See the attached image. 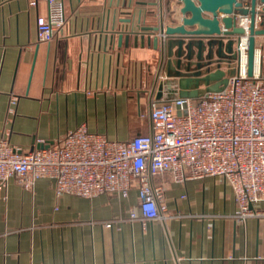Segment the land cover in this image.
Here are the masks:
<instances>
[{"label": "crops", "instance_id": "1", "mask_svg": "<svg viewBox=\"0 0 264 264\" xmlns=\"http://www.w3.org/2000/svg\"><path fill=\"white\" fill-rule=\"evenodd\" d=\"M62 1L59 36L39 42L37 18L47 1L0 0V137L27 152L82 124L109 140L149 134L159 53L132 38L119 47L111 36L131 14L141 15V26L155 25L175 1ZM255 47L264 73L263 36ZM175 98L170 84L161 99ZM155 182L166 188V212L152 221L142 217L135 189L125 197L56 198L50 179L30 190L8 180L0 188V264H264V220L238 223L223 179L162 175Z\"/></svg>", "mask_w": 264, "mask_h": 264}, {"label": "built area", "instance_id": "2", "mask_svg": "<svg viewBox=\"0 0 264 264\" xmlns=\"http://www.w3.org/2000/svg\"><path fill=\"white\" fill-rule=\"evenodd\" d=\"M46 1V15L37 18L39 42L57 38L65 25L63 1ZM242 2L247 5L249 0ZM173 10L178 23V7L173 5ZM248 24V17L239 18L245 34L237 48L236 73L228 77L227 85L195 99L153 101L147 135L109 140L82 124L52 146L27 152L0 137V188L14 179L30 190L36 180L47 178L54 183L56 198L85 199L103 194L125 197L135 189L142 217L153 221L166 212V188L156 178L168 175L175 182H185L213 177L231 188L238 223L264 220V73L256 48L254 72L247 76ZM14 103L12 97L10 104ZM184 105L186 113L179 116L178 109L182 111Z\"/></svg>", "mask_w": 264, "mask_h": 264}, {"label": "water", "instance_id": "3", "mask_svg": "<svg viewBox=\"0 0 264 264\" xmlns=\"http://www.w3.org/2000/svg\"><path fill=\"white\" fill-rule=\"evenodd\" d=\"M174 1L180 15L178 23L172 6L166 16L161 10L153 26H141V15L135 18L131 14L122 22L126 27L113 29L111 36L119 47L123 41L127 47L132 38L135 47L138 43L143 47L146 42L147 47L158 51L160 66L155 79V83L158 82L156 101L162 98L164 88L170 84L176 86L179 98L189 99L197 98L202 92H218L224 88L228 77L236 73L237 48L240 37L245 34V29L238 26L242 17L249 18L246 72L248 77H252L255 38L264 37V0H249L247 5L242 0ZM152 13L147 15L153 16ZM219 14L224 16L218 19ZM256 16L259 17L257 24ZM165 17L171 24L164 23ZM161 73L165 80H159ZM36 148L43 149L44 146Z\"/></svg>", "mask_w": 264, "mask_h": 264}, {"label": "rangeland", "instance_id": "4", "mask_svg": "<svg viewBox=\"0 0 264 264\" xmlns=\"http://www.w3.org/2000/svg\"><path fill=\"white\" fill-rule=\"evenodd\" d=\"M185 113H186V110H185V105H184V109L182 111L178 109V115L182 116V115H185Z\"/></svg>", "mask_w": 264, "mask_h": 264}]
</instances>
